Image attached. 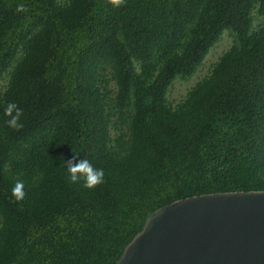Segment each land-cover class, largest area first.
<instances>
[{
  "label": "trees",
  "instance_id": "trees-1",
  "mask_svg": "<svg viewBox=\"0 0 264 264\" xmlns=\"http://www.w3.org/2000/svg\"><path fill=\"white\" fill-rule=\"evenodd\" d=\"M254 7L264 14V0H0V76L10 68L0 264H115L162 205L264 190V22L251 28ZM225 29L233 43L169 106L173 78L190 75ZM12 102L19 130L6 123ZM109 107L127 115L113 142ZM73 157L103 169L104 182L72 183Z\"/></svg>",
  "mask_w": 264,
  "mask_h": 264
},
{
  "label": "water",
  "instance_id": "water-1",
  "mask_svg": "<svg viewBox=\"0 0 264 264\" xmlns=\"http://www.w3.org/2000/svg\"><path fill=\"white\" fill-rule=\"evenodd\" d=\"M115 264H264V190L205 193L162 205Z\"/></svg>",
  "mask_w": 264,
  "mask_h": 264
},
{
  "label": "rangeland",
  "instance_id": "rangeland-1",
  "mask_svg": "<svg viewBox=\"0 0 264 264\" xmlns=\"http://www.w3.org/2000/svg\"><path fill=\"white\" fill-rule=\"evenodd\" d=\"M252 20H251V28H257L261 23L264 22V14L260 15L256 12V8L254 7L251 11ZM233 43V33L227 29L223 30L217 41L208 48L206 54L204 55L201 62L196 66L195 70L188 76H175L171 83L168 85L166 93H165V102L169 106H175L178 102H180L186 95L187 91L201 78L206 76L216 61V59L229 48V46ZM20 52L17 53L19 56ZM137 68V63L135 64ZM8 68L3 74L0 76V94L6 88L8 82L9 75ZM108 78L107 87L109 88L108 96L113 97L115 86L113 81L109 79V74L105 75ZM111 105V102H108ZM109 136L113 142L116 136L122 133L125 129V120L126 113L121 115L116 109L113 107H109ZM111 142V144H113Z\"/></svg>",
  "mask_w": 264,
  "mask_h": 264
},
{
  "label": "clouds",
  "instance_id": "clouds-1",
  "mask_svg": "<svg viewBox=\"0 0 264 264\" xmlns=\"http://www.w3.org/2000/svg\"><path fill=\"white\" fill-rule=\"evenodd\" d=\"M110 2L114 6L120 7L123 5L124 0H110ZM16 11L27 12L28 8L24 4H19L17 5ZM5 115L9 117L6 123L10 128L19 130L23 127V124L20 123L23 111L16 103L12 102L7 104ZM66 169L69 180L72 183H78L82 180L85 188L93 189L104 182L103 169L94 167L92 162L88 159L77 161L75 157H73V159L66 161ZM12 195L17 201L23 200L26 195L23 181L16 182L12 189Z\"/></svg>",
  "mask_w": 264,
  "mask_h": 264
}]
</instances>
